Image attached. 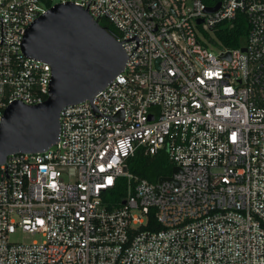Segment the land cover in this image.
Here are the masks:
<instances>
[{
	"label": "built area",
	"instance_id": "obj_1",
	"mask_svg": "<svg viewBox=\"0 0 264 264\" xmlns=\"http://www.w3.org/2000/svg\"><path fill=\"white\" fill-rule=\"evenodd\" d=\"M57 4L107 21L126 63L61 110L48 150L0 165V264H264V0H0V124L47 99L51 68L22 43ZM238 13L245 43L221 47L217 26ZM136 151L179 171L134 175Z\"/></svg>",
	"mask_w": 264,
	"mask_h": 264
},
{
	"label": "water",
	"instance_id": "obj_2",
	"mask_svg": "<svg viewBox=\"0 0 264 264\" xmlns=\"http://www.w3.org/2000/svg\"><path fill=\"white\" fill-rule=\"evenodd\" d=\"M22 53L47 63L52 78L43 103L27 106L16 102L5 109L0 124V165L13 154L48 150L57 142L61 110L91 102L126 63L116 38L86 10L72 4L54 5L39 16L26 31ZM178 171L173 167L172 173ZM170 179L162 177L159 182Z\"/></svg>",
	"mask_w": 264,
	"mask_h": 264
},
{
	"label": "trees",
	"instance_id": "obj_3",
	"mask_svg": "<svg viewBox=\"0 0 264 264\" xmlns=\"http://www.w3.org/2000/svg\"><path fill=\"white\" fill-rule=\"evenodd\" d=\"M207 2V0H205ZM99 24L104 27L112 36L116 37V32L113 27L105 20L99 21ZM248 32V23L246 16L243 13H238L235 20L230 23L223 22L217 26L215 35L220 42L221 47L228 49L239 48L244 45L245 38ZM173 164L168 160L164 152H160L154 156H144L140 151H136L128 160V171L150 182H156L162 177H168L172 174ZM124 195V186L122 181L118 184L115 190L108 194V200L111 202H119ZM118 204V203H117ZM154 223H152L153 225ZM155 229H160V226L153 225ZM150 227V228H152ZM154 229V228H153Z\"/></svg>",
	"mask_w": 264,
	"mask_h": 264
},
{
	"label": "rangeland",
	"instance_id": "obj_4",
	"mask_svg": "<svg viewBox=\"0 0 264 264\" xmlns=\"http://www.w3.org/2000/svg\"><path fill=\"white\" fill-rule=\"evenodd\" d=\"M210 50L216 52V50L213 48H210ZM10 241L16 243H30L33 241L40 242L41 236L39 234L32 235V234L17 232L14 235L10 236Z\"/></svg>",
	"mask_w": 264,
	"mask_h": 264
}]
</instances>
